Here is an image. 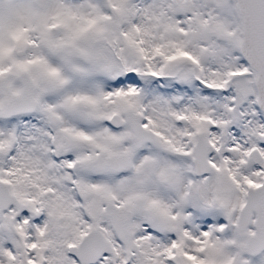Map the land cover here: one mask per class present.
<instances>
[{
    "label": "snow or ice",
    "instance_id": "snow-or-ice-1",
    "mask_svg": "<svg viewBox=\"0 0 264 264\" xmlns=\"http://www.w3.org/2000/svg\"><path fill=\"white\" fill-rule=\"evenodd\" d=\"M0 264H264V0H0Z\"/></svg>",
    "mask_w": 264,
    "mask_h": 264
}]
</instances>
